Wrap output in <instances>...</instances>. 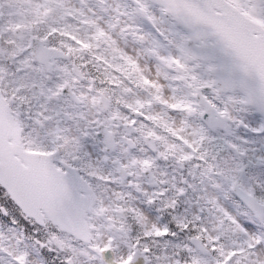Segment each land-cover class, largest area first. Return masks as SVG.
Masks as SVG:
<instances>
[{
  "label": "snow or ice",
  "instance_id": "snow-or-ice-1",
  "mask_svg": "<svg viewBox=\"0 0 264 264\" xmlns=\"http://www.w3.org/2000/svg\"><path fill=\"white\" fill-rule=\"evenodd\" d=\"M0 264H264V0H0Z\"/></svg>",
  "mask_w": 264,
  "mask_h": 264
}]
</instances>
